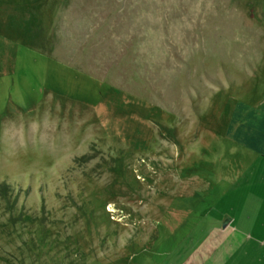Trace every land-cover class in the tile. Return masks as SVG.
<instances>
[{"label":"rangeland","instance_id":"rangeland-1","mask_svg":"<svg viewBox=\"0 0 264 264\" xmlns=\"http://www.w3.org/2000/svg\"><path fill=\"white\" fill-rule=\"evenodd\" d=\"M262 101L264 0H0V264H175L172 178L220 221L225 117Z\"/></svg>","mask_w":264,"mask_h":264},{"label":"crops","instance_id":"crops-1","mask_svg":"<svg viewBox=\"0 0 264 264\" xmlns=\"http://www.w3.org/2000/svg\"><path fill=\"white\" fill-rule=\"evenodd\" d=\"M224 122L222 137L224 135L228 140L237 157H247L248 166L242 167L238 160L234 165L223 163V169L218 170L219 174H223L236 186L233 203L224 208L223 213L219 215L220 221L214 219L211 223L204 224L203 219L210 215L213 208L207 207L197 216L198 213L193 214L188 208H182L183 204L179 203L186 202L190 197L198 199L200 195L196 196L197 191L189 193L199 179L183 177L181 173L186 169L189 173L193 168L184 166L190 163L188 158L182 162L181 171L177 173L175 180L172 178L171 192L163 195L164 199L173 200L167 210L168 223L162 218L164 208L168 206L167 202L160 209L159 215L156 214L158 216L154 224H163L168 231L176 229L175 232L182 227L183 230L180 231L187 232L183 239L180 238L176 248L182 243L183 246L192 247L193 240L187 243V239L191 238L193 233H200L201 237L194 245L193 251L184 252L182 256L180 253L177 256V249L171 252L170 258L179 257L177 262L172 261L175 264H264V101L250 105L236 103ZM193 153L195 154L194 151ZM227 171L229 175H225ZM220 180L218 181L221 182ZM210 187L211 184L207 188ZM199 199L205 201L206 195L202 193ZM188 217H192L191 222L187 220ZM153 230L155 231V228ZM201 253L203 259L199 256Z\"/></svg>","mask_w":264,"mask_h":264}]
</instances>
